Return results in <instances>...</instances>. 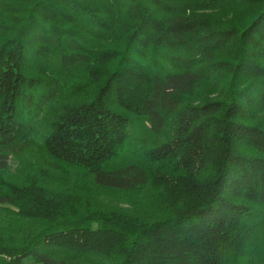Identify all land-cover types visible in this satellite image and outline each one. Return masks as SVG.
Segmentation results:
<instances>
[{"label": "trees", "instance_id": "obj_1", "mask_svg": "<svg viewBox=\"0 0 264 264\" xmlns=\"http://www.w3.org/2000/svg\"><path fill=\"white\" fill-rule=\"evenodd\" d=\"M264 264V0H0V264Z\"/></svg>", "mask_w": 264, "mask_h": 264}, {"label": "rangeland", "instance_id": "obj_2", "mask_svg": "<svg viewBox=\"0 0 264 264\" xmlns=\"http://www.w3.org/2000/svg\"><path fill=\"white\" fill-rule=\"evenodd\" d=\"M24 264H34L33 261L31 259H26L24 261Z\"/></svg>", "mask_w": 264, "mask_h": 264}]
</instances>
